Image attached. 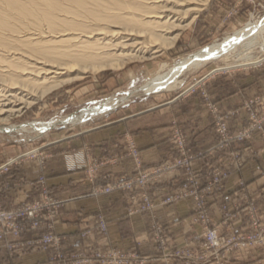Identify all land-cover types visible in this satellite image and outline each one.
<instances>
[{
    "label": "crops",
    "instance_id": "obj_1",
    "mask_svg": "<svg viewBox=\"0 0 264 264\" xmlns=\"http://www.w3.org/2000/svg\"><path fill=\"white\" fill-rule=\"evenodd\" d=\"M258 5H264V0H211L208 10L218 18L225 15L227 21L221 22V25L226 27L243 23ZM220 13L224 15H217ZM209 73L206 81L209 96L222 111L239 108L249 98L264 96L263 76L245 73L240 68ZM246 124L239 117L231 122V128L238 131ZM175 125L186 132L188 145L195 153L208 150L216 142L212 114L199 92L170 97L155 107L51 142L44 150L48 154L45 161L24 158L12 164L8 171L1 170L0 205L10 209L42 199L44 193L38 181L44 178L48 193L62 201L55 226L62 239L60 251L74 253L116 248L139 253L144 261L137 264H183L165 258L158 251L153 223L158 221L163 226L169 247L194 245L201 226L192 219L191 199L130 214L129 209L141 203L140 189L94 192L96 187L135 174V162L128 153L129 138L137 142L145 169L175 159L179 155L173 139ZM263 146L260 135L256 134L252 142L242 146L245 167L239 171L231 168L230 177L207 194L212 218L223 234L251 230L244 209L230 226L223 225L224 205L232 208L238 204L242 208L248 196L264 213ZM226 155L222 152L210 158L204 155L197 158L195 166L203 185L208 183L213 166L221 164ZM93 162L100 165L95 178L91 179L86 168ZM183 174L180 171L151 184L150 194L160 198L173 193L179 189ZM240 180L246 183V192L237 190ZM131 194L137 195L136 200L129 198ZM100 217L107 223L106 231L97 229ZM45 230L27 229L20 237L10 235L0 240V264L48 262L56 254V249L42 250L32 245L12 253L7 248L8 243L36 239ZM252 256H257L256 250L236 252L228 255V264H244Z\"/></svg>",
    "mask_w": 264,
    "mask_h": 264
},
{
    "label": "bare ground",
    "instance_id": "obj_2",
    "mask_svg": "<svg viewBox=\"0 0 264 264\" xmlns=\"http://www.w3.org/2000/svg\"><path fill=\"white\" fill-rule=\"evenodd\" d=\"M208 1L0 0V132L41 135L58 123L77 122L129 100L134 90L101 101L78 116L37 125L12 123L47 91L80 77L62 78L71 68L83 73L82 68H120L130 61L152 59L175 44ZM263 29L264 18L260 24L250 21L241 34L228 35L174 64L162 63L141 91L173 90L185 73L236 52L238 45L251 51Z\"/></svg>",
    "mask_w": 264,
    "mask_h": 264
},
{
    "label": "built area",
    "instance_id": "obj_3",
    "mask_svg": "<svg viewBox=\"0 0 264 264\" xmlns=\"http://www.w3.org/2000/svg\"><path fill=\"white\" fill-rule=\"evenodd\" d=\"M203 79L195 81L184 93L199 92L204 98L213 117L214 128L217 135L216 142L206 151L195 153L188 145V136L180 127L174 126L173 139L179 155L164 164L152 169H145L140 149L134 141H129L130 155L134 158L136 172L116 182L96 187L94 192L111 193L118 189H140L141 203L129 209L130 214L143 211H152L158 206L176 203L184 199L193 202V221L201 226L194 245L185 244L169 247L168 238L163 226L155 221L153 232L155 244L165 258L183 264H228V255L236 252H248L264 246V216L261 214L255 200L246 197L244 207L240 205L223 206L221 223L230 226L244 209L249 217L251 230L247 232H231L223 234L214 223L207 201V194L216 186L221 185L230 177L232 170H241L246 165L245 153L242 146L260 135L264 143V96H255L247 99L243 105L236 109L222 111L212 102L208 89L200 84ZM205 84V82H204ZM239 117L247 124L238 131H233L231 122ZM264 152V147L262 149ZM226 152V159L213 166L209 173V180L203 185L197 174L195 161L199 156L213 157L217 153ZM16 160L0 165V171H8ZM97 165L90 167L88 173L91 179L95 178ZM183 171V180L179 189L164 197L154 198L149 192V186L166 176ZM44 197L25 205L10 209L0 205V240L7 236L20 237L27 230L46 229L40 237L28 241L8 243L7 248L14 253L18 249L36 245L42 250L56 249V254L46 263L41 264H137L144 261L137 252H127L122 249L77 251L64 253L60 251L61 237L56 233V224L60 215L62 201L48 193L45 179H39ZM247 185L240 180L237 190L246 192ZM130 199L136 200L137 195L131 194ZM97 229L107 230V223L103 217L97 224ZM260 262L264 255L260 256Z\"/></svg>",
    "mask_w": 264,
    "mask_h": 264
},
{
    "label": "rangeland",
    "instance_id": "obj_4",
    "mask_svg": "<svg viewBox=\"0 0 264 264\" xmlns=\"http://www.w3.org/2000/svg\"><path fill=\"white\" fill-rule=\"evenodd\" d=\"M210 1L198 12L195 20L180 32L175 44L154 54L152 59L130 61L120 68H82L83 73L78 68L69 69L62 78L77 75H80V77L64 82L47 91L36 103L19 113L12 123L16 125H37L38 123L62 120L67 117L78 116L84 109L96 106L110 97H120L126 93L133 92V90L135 93L129 100L118 103L113 108H107L95 115L84 116L77 122L58 123L41 135H37L34 132L30 134H10L6 131H1L0 163L3 162L1 164H4L12 160L18 162L24 158H39L45 161L48 154L44 150L51 142L109 123L124 115L155 107L167 98L186 94L184 93L186 89L195 81L203 79L200 85L207 88L208 84L206 81L209 72L223 73L230 69L240 68L245 73H253L264 77L263 29L258 35V44L251 51L242 45H238L236 52H231L226 57H221L222 59L210 60L201 68L185 73L182 77V82L173 90L153 91L149 94L141 91V85L145 83L151 74L160 69L162 63L174 64L182 57L207 45L223 41L228 35L241 34L246 23L252 21L260 24L264 18V5H258L240 25L224 27L221 22L227 21L226 16L224 13H220L217 15L224 16L218 18L214 16V13H210L208 10ZM245 51L247 52L246 54L244 53ZM258 55L261 57L255 62L247 60L251 56L255 57ZM129 141L137 142L133 138L128 139V153L130 154ZM96 165L98 170L100 165L98 162L88 165L86 170L88 171L90 167H95ZM261 214L264 216V213L261 212ZM255 250L257 251V256L250 257L244 264H264V259L262 262L259 259L260 256L264 255V246Z\"/></svg>",
    "mask_w": 264,
    "mask_h": 264
}]
</instances>
